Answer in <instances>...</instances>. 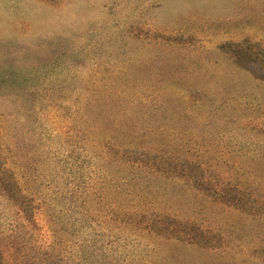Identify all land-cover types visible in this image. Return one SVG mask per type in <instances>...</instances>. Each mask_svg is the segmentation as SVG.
Returning a JSON list of instances; mask_svg holds the SVG:
<instances>
[{
    "label": "rangeland",
    "instance_id": "obj_1",
    "mask_svg": "<svg viewBox=\"0 0 264 264\" xmlns=\"http://www.w3.org/2000/svg\"><path fill=\"white\" fill-rule=\"evenodd\" d=\"M0 264H264V0H0Z\"/></svg>",
    "mask_w": 264,
    "mask_h": 264
}]
</instances>
